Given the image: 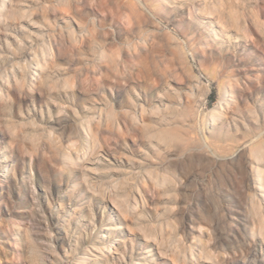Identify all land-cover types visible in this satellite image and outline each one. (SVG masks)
Instances as JSON below:
<instances>
[{
  "label": "rangeland",
  "instance_id": "374dc122",
  "mask_svg": "<svg viewBox=\"0 0 264 264\" xmlns=\"http://www.w3.org/2000/svg\"><path fill=\"white\" fill-rule=\"evenodd\" d=\"M263 143L264 0H0V264H264Z\"/></svg>",
  "mask_w": 264,
  "mask_h": 264
},
{
  "label": "bare ground",
  "instance_id": "6f19581e",
  "mask_svg": "<svg viewBox=\"0 0 264 264\" xmlns=\"http://www.w3.org/2000/svg\"><path fill=\"white\" fill-rule=\"evenodd\" d=\"M216 34L217 33L215 32V35ZM244 36L247 37L246 34H244ZM224 104H229L227 97L224 98L221 109H224L223 108ZM214 113H215V111H214ZM214 120L215 119H213V121ZM262 135L263 134H260L258 137L260 138V137H262ZM262 148H263L262 145L252 146L250 148V153H251V156H253L255 159L250 158L251 159L250 161L247 160L255 167V170L258 172L263 171V169H262L263 162H262V159H260L261 154L263 153V150H264V148H263V150H262ZM247 159H249V157H247ZM82 160H83V163L86 164V163H89L91 161V158H90V156H84V157H82ZM263 189H264V183L261 182L260 183V190L263 191ZM139 196H141V195H139ZM135 204H136V206L134 207V211H138L141 208L145 207V200L142 201V197H139V199L138 198L136 199ZM116 242H117L116 240H111L104 248H101L99 246H94L91 249H88L87 251H85L83 254L85 255V257H95V259H99V260H101V262L107 261L109 255L112 253L113 249H115V247H116V244H115ZM151 242H152V245L149 247L150 248L149 252H152V251H154L155 248H158V243L156 241H151ZM116 250H118V248H116ZM105 251H107L108 254L107 253L105 254ZM136 264H143V263L140 260Z\"/></svg>",
  "mask_w": 264,
  "mask_h": 264
}]
</instances>
